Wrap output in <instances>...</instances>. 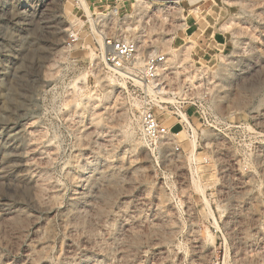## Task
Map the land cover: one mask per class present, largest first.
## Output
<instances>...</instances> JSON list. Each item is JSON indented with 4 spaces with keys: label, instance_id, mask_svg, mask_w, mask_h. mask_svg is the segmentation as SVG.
<instances>
[{
    "label": "rangeland",
    "instance_id": "obj_1",
    "mask_svg": "<svg viewBox=\"0 0 264 264\" xmlns=\"http://www.w3.org/2000/svg\"><path fill=\"white\" fill-rule=\"evenodd\" d=\"M140 1L85 0L90 22L80 0H0V264H264V0H231L225 47L183 61L194 0ZM93 25L159 75L107 74Z\"/></svg>",
    "mask_w": 264,
    "mask_h": 264
},
{
    "label": "built area",
    "instance_id": "obj_2",
    "mask_svg": "<svg viewBox=\"0 0 264 264\" xmlns=\"http://www.w3.org/2000/svg\"><path fill=\"white\" fill-rule=\"evenodd\" d=\"M103 41L102 46L99 44L98 53L104 64L105 72L117 81L130 85L133 78L139 76L146 83L156 76L155 72L162 62V55H148L144 63L139 65L135 64L134 60L137 49L134 41L110 36L105 37ZM138 123L141 140L152 154L159 153L168 145L167 127L146 102L140 107Z\"/></svg>",
    "mask_w": 264,
    "mask_h": 264
},
{
    "label": "crops",
    "instance_id": "obj_3",
    "mask_svg": "<svg viewBox=\"0 0 264 264\" xmlns=\"http://www.w3.org/2000/svg\"><path fill=\"white\" fill-rule=\"evenodd\" d=\"M185 20L182 40L191 45L201 59L214 56L228 42L223 17L231 9V0H194Z\"/></svg>",
    "mask_w": 264,
    "mask_h": 264
},
{
    "label": "bare ground",
    "instance_id": "obj_4",
    "mask_svg": "<svg viewBox=\"0 0 264 264\" xmlns=\"http://www.w3.org/2000/svg\"><path fill=\"white\" fill-rule=\"evenodd\" d=\"M139 2L141 3H139V6L137 7V10H143V11H145V8H147V6L146 5H143V1H140L139 0ZM80 4H81V6H82V8H83V10L85 11V13L88 15V18H89V21L91 22L92 21V19H90L91 18V13H90V10H89V8H88V6H87V4H86V2H85V0H80ZM113 12H116L115 10H113ZM141 15V14H140ZM223 26H225V28H227V26H228V23H224L223 24ZM95 27H94V25H93V33L95 34V36H96V40L100 43V45L102 46L103 44H102V42L104 43V41H103V38H104V36L100 33V32H98L96 29H94ZM129 38V37H128ZM168 46V45H167ZM190 47H191V45H186L183 49H181V50H179V54H180V59L179 60H181V61H183V60H185V59H187L188 57H189V49H190ZM138 52H137V49H136V52H135V54H134V60H135V62L137 63V64H143L144 63V60L143 59H140V58H138V54H137ZM150 55H153V54H155V51L154 50H151L150 52ZM102 60V59H101ZM135 63V64H136ZM180 63H182V62H180ZM162 65H164V64H162V63H160L159 64V66L157 67V69H156V72L155 73H157V75H159V69L161 68V66ZM156 77V76H155ZM154 77V78H155ZM154 78H152V79H154ZM151 79V80H152ZM150 80V79H149ZM148 80V81H149ZM106 96V95H105ZM182 117H183V119L184 120H186L185 119V116L184 115H182ZM195 136V134L193 135V137ZM193 141L194 140H192V148L194 147L193 146Z\"/></svg>",
    "mask_w": 264,
    "mask_h": 264
}]
</instances>
